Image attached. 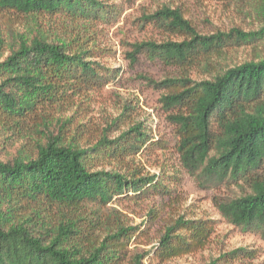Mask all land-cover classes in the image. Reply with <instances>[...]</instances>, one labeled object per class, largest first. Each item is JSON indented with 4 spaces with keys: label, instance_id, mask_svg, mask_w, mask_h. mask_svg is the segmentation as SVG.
Returning a JSON list of instances; mask_svg holds the SVG:
<instances>
[{
    "label": "trees",
    "instance_id": "obj_1",
    "mask_svg": "<svg viewBox=\"0 0 264 264\" xmlns=\"http://www.w3.org/2000/svg\"><path fill=\"white\" fill-rule=\"evenodd\" d=\"M118 1L0 0V15L60 18L76 32L67 40L7 24L6 44L0 41V141L11 154L0 160V264H142L148 254L128 258V247L148 236L154 220L144 226L109 225L101 212L108 204L167 193L154 175L118 169L130 168L135 157L163 149L166 142L134 121L113 139L102 129L92 140L86 124L60 113L117 75L92 60L100 52L86 47L78 25L118 22L125 10ZM143 20L158 21L181 40L141 43L134 53L145 47L166 65L202 67L209 75L160 83L170 91L162 101L171 110L167 119L184 165L192 175L234 187L215 199L220 214L264 239V57L226 65V50L251 43L246 38L251 34L238 28L198 34L168 6ZM125 109L108 127L129 119ZM104 165L113 167L100 168ZM214 222L177 220L150 252L161 261L191 254L205 245ZM245 251L238 248L221 258Z\"/></svg>",
    "mask_w": 264,
    "mask_h": 264
},
{
    "label": "rangeland",
    "instance_id": "obj_2",
    "mask_svg": "<svg viewBox=\"0 0 264 264\" xmlns=\"http://www.w3.org/2000/svg\"><path fill=\"white\" fill-rule=\"evenodd\" d=\"M124 12L118 22L111 25L94 27L78 25L83 34L86 47L99 50L92 58L106 68H114L116 76L97 94L76 99L74 105L62 110L63 116L81 121L89 129L93 140L102 129L108 138H115L132 122H142L154 138L165 143L163 149L137 156L130 162V168L119 166L121 172L136 168L144 175H154L168 190L165 195L150 196L141 201H123L108 204L102 217L109 225H147L146 238L130 243L128 258L134 253H147L142 264H264V239L229 223L219 212L215 199L231 194L234 187H223L218 183L206 181L203 177L192 175L187 170L181 154L176 149L177 139L174 125L167 116L162 101L170 91L160 84L165 79L186 77L190 80L209 78L202 67L181 69L162 63L159 57L149 55L145 47L134 53L135 45L155 42L180 41L181 37L165 29L158 21L143 20L145 15L168 6L179 11L192 27L201 35H211L217 31L227 33L238 28L250 33L246 38L252 42L241 47L226 50L225 64L233 66L246 60L264 57V0H120ZM7 24L17 30H41L47 35H57L69 40L76 34L74 27L60 18L46 20L31 19L15 14L0 15V41L4 46L8 39ZM75 33V34H74ZM256 33V34H255ZM81 34V35H82ZM134 53V54H133ZM114 71V72H115ZM124 108L128 120L119 121L108 127ZM56 132V130L54 131ZM7 150L1 148L0 160L10 157ZM112 165L100 168L110 169ZM152 209V218L147 217ZM193 218L215 220L213 232L205 245L191 254L159 260L150 252L157 237L167 226L177 220ZM148 220L146 223H144ZM242 248L246 251L221 258L222 254ZM150 252V253H149ZM128 264V260H125Z\"/></svg>",
    "mask_w": 264,
    "mask_h": 264
}]
</instances>
